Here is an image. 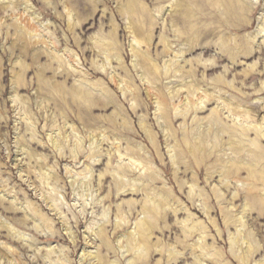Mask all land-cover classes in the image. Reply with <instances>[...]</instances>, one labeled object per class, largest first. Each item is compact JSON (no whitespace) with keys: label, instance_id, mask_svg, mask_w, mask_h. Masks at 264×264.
I'll return each instance as SVG.
<instances>
[{"label":"rangeland","instance_id":"374dc122","mask_svg":"<svg viewBox=\"0 0 264 264\" xmlns=\"http://www.w3.org/2000/svg\"><path fill=\"white\" fill-rule=\"evenodd\" d=\"M263 117L264 0H0V264H264Z\"/></svg>","mask_w":264,"mask_h":264},{"label":"bare ground","instance_id":"6f19581e","mask_svg":"<svg viewBox=\"0 0 264 264\" xmlns=\"http://www.w3.org/2000/svg\"><path fill=\"white\" fill-rule=\"evenodd\" d=\"M223 1V0H222ZM234 1V0H233ZM219 2H221V1H219ZM223 3V2H222ZM222 3H220L221 5H222ZM224 5V4H223ZM226 7V6H225ZM228 7V6H227ZM127 10H129V9H127ZM132 12V11H131ZM245 13V12H244ZM129 15V14H128ZM238 15V14H237ZM25 30V29H24ZM135 36V35H134ZM136 37V36H135ZM134 38V37H133ZM137 38V37H136ZM136 38H134V40H137ZM140 41V40H139ZM141 42V41H140ZM139 44V42L137 41L136 42V44ZM143 43V42H142ZM141 44V43H140ZM139 46H143V45H139ZM234 48H235V46H234ZM238 48V47H237ZM240 49V48H239ZM233 50H235V52H234V54L236 53V48L235 49H233ZM252 50V49H251ZM135 52H134V54H135V57H137V59H139L140 58V61H141V64L142 65H144L145 67H146V70H145V73H144V75H148V76H151V70L152 69H149V67H151V66H148L147 65V62L148 63H150L151 61H150V59H148L146 56L144 57V55L143 56H141L140 54H138L139 52H138V50H134ZM142 52V51H141ZM244 52V51H243ZM243 52H241L242 54L240 55V53H239V55L240 56H242L243 55ZM246 53V52H245ZM252 53V52H251ZM247 54V53H246ZM248 56H249V53L247 54ZM149 56V55H148ZM244 56V55H243ZM134 57V58H135ZM246 57V56H245ZM178 58H180V57H178ZM234 59V58H233ZM120 60V59H119ZM136 60V59H135ZM150 61V62H149ZM234 61V60H233ZM137 63H138V61H137ZM140 63V62H139ZM139 63H138V65H139ZM178 63V62H177ZM154 64V63H153ZM152 64V65H153ZM140 67H141V65H139ZM143 67V66H142ZM152 68V67H151ZM169 69V68H168ZM184 73V72H183ZM182 73V74H183ZM157 74V73H156ZM157 75H159V74H157ZM146 77V76H145ZM145 77H144V79H145ZM161 78V77H160ZM115 80V79H114ZM143 81V80H142ZM125 83V82H124ZM116 84V83H115ZM148 84L150 85V84H152V83H150V81H148ZM119 85H121V83L119 84ZM122 85H123V82H122ZM126 86V85H125ZM194 86V85H193ZM128 87V86H127ZM126 88V87H125ZM95 89V88H94ZM127 89V88H126ZM146 90H147V92H148V94L151 96V98L153 99V100H156V103L158 104V106L159 107H161L162 105H160V103H159V99L157 98V97H155L156 95L150 90V88H146ZM127 91H129V90H127ZM130 92H132V90L130 91ZM186 92V91H185ZM201 90L199 91V90H196V89H194L193 91H188V93H187V95H188V98L187 99H185V102H187V103H189V104H191V100H189V98H190V96L191 95H194V96H197V98H198V101H200V107L199 108H197L198 109V111H202L203 109H204V106H205V104H206V102H204L205 100H203V94L202 95H200L201 93ZM108 94V93H107ZM125 94H127V93H125ZM205 95V94H204ZM206 96V95H205ZM154 97V98H153ZM184 97V96H183ZM194 98V97H193ZM192 99V98H191ZM210 99V98H209ZM195 100V99H194ZM183 101V100H182ZM168 102H169V100H168ZM209 102V101H208ZM195 103V102H194ZM210 103V102H209ZM208 103V104H209ZM196 104H198V103H196ZM224 104H227V103H225L224 102ZM224 104H223V106H224ZM164 106V105H163ZM191 106V105H190ZM193 106V105H192ZM199 106V105H198ZM229 107V106H228ZM223 108V107H222ZM237 108V107H236ZM161 109V108H160ZM225 110L227 109V108H224ZM223 109V110H224ZM162 110V109H161ZM228 110V109H227ZM225 112V111H224ZM236 110H234V109H232V108H230L228 111H227V113L229 114V117L230 118H232L231 120L232 121H234V122H237V121H240V120H238L239 119V117L241 116H239L238 117V114H237V116H236ZM244 117H245V115H243ZM252 117V116H251ZM250 117V118H251ZM214 118V117H213ZM264 118V117H263ZM216 119H217V117H216ZM165 120V119H164ZM166 120H167V118H166ZM218 120H219V117H218ZM244 120H246V119H244ZM261 120H263V119H261ZM260 120V121H261ZM171 121V120H170ZM220 121H222V120H220ZM219 121V122H220ZM255 121V120H254ZM248 122V121H247ZM171 123V122H170ZM217 123H218V121H217ZM242 123V122H241ZM263 123V122H262ZM220 124V123H219ZM239 124V123H238ZM210 125H212V123L210 124ZM221 125V124H220ZM264 125V124H263ZM225 126V125H224ZM255 126V125H254ZM223 127V126H222ZM226 127V126H225ZM233 127V126H232ZM253 127V126H252ZM228 128V127H227ZM226 128V129H227ZM231 129V128H230ZM236 129V128H235ZM255 129V128H254ZM229 130V129H228ZM252 130V129H251ZM148 131V130H147ZM231 131H233V129H231ZM237 131H239L238 129H237ZM261 133L264 135V128H263V130L261 129ZM212 132H214V131H212ZM240 132V131H239ZM215 133V132H214ZM221 133V132H220ZM242 133V132H241ZM228 134H230V133H228ZM243 134V133H242ZM247 136H249V138L248 139H250V135H247ZM150 137V136H149ZM216 137V136H215ZM237 137H238V135H237ZM106 138V137H105ZM231 138H234L235 139V137L234 136H232ZM98 139V138H97ZM151 139V138H150ZM154 139V138H153ZM257 139V138H256ZM251 140V139H250ZM103 141V140H102ZM232 141V140H231ZM260 141V140H259ZM233 142H234V140H233ZM239 143L241 142V141H238ZM251 142H254L253 140H251ZM258 142V141H257ZM261 142V141H260ZM259 142V143H260ZM51 143L53 144V145H56V144H58V141L57 140H53V139H51ZM231 143V142H230ZM95 144V143H94ZM241 144V143H240ZM249 144H250V141H249ZM254 144V143H253ZM252 144V145H253ZM187 145H189V143H187ZM245 145V144H244ZM76 146V145H75ZM98 146V145H97ZM230 146V145H229ZM249 146V145H248ZM255 146V145H254ZM59 147V146H58ZM81 147V146H80ZM92 147H94L93 145H92ZM235 147V146H234ZM241 147V146H240ZM240 147H238V148H240ZM56 148V147H55ZM192 148H194V147H192ZM112 149H114L115 150V153H117V154H119V157H121V159H123L124 158V156L122 155V152H121V150L119 149V146H116L115 145V143H114V145H113V148ZM191 149V148H190ZM195 149V148H194ZM75 150V149H74ZM175 150V149H174ZM201 150H203V149H201ZM236 150V149H235ZM238 151H240L239 149H237ZM176 151V150H175ZM193 151V150H192ZM242 151H244V150H242ZM257 151V150H256ZM260 151V150H259ZM195 152V151H194ZM256 153H258V152H256ZM195 154V153H194ZM254 154V153H253ZM252 154V155H253ZM199 155V154H198ZM239 155V154H238ZM242 155V154H241ZM73 157H74V159H77V152L76 151H74L73 152ZM242 159V158H241ZM124 160V159H123ZM125 161V160H124ZM132 162V163H131ZM122 163V162H121ZM130 163L132 164V166L133 167H135L136 169H139V167L140 166H138L137 165V163H133V161L131 160L130 161ZM258 163V162H257ZM261 163V162H260ZM258 165V164H257ZM262 165V164H261ZM243 166V165H242ZM259 167H260V165H259ZM262 167V166H261ZM244 168V167H243ZM263 168V167H262ZM227 169V168H226ZM242 169V168H241ZM245 169V168H244ZM254 170H256V169H254ZM239 171H241V170H239ZM260 171V170H259ZM263 172V171H262ZM261 172V173H262ZM121 173V172H120ZM260 173V172H259ZM122 175V174H121ZM253 175H255V174H253ZM259 175V174H258ZM264 175V174H263ZM256 177H257V175H256ZM120 178V177H119ZM118 179V178H117ZM47 181V180H46ZM154 181V180H153ZM253 181V180H252ZM255 182V181H254ZM253 182V183H254ZM255 184V183H254ZM261 184V183H260ZM244 185V184H243ZM248 185V184H247ZM121 186V185H120ZM257 186H259L258 184H257ZM122 187V186H121ZM247 187V186H246ZM245 187V188H246ZM260 188V187H259ZM243 190V189H242ZM256 190V189H255ZM128 192V191H127ZM256 192V191H255ZM258 192V191H257ZM260 193V192H259ZM253 196V195H252ZM255 196V195H254ZM251 197V196H250ZM164 198V197H163ZM257 198H259V197H257ZM253 199V198H252ZM156 204V203H155ZM253 204V203H252ZM156 206H157V204H156ZM249 207H250V205H249ZM52 208V210L53 211H55L54 210V208L55 207H51ZM157 208H159V206L157 207ZM246 208V207H245ZM250 210V209H249ZM147 211H149V210H147ZM154 211V210H153ZM150 215H151V213H150ZM244 217H245V215H244ZM34 217L32 216V219H33ZM45 220V219H44ZM150 221V220H149ZM148 220L147 221H144V222H142V224H141V228L140 229H138L139 230V233H138V230H136L135 229V231H137V233L135 234L134 233V237H135V239H138V241H136L135 239H134V241H135V244L136 243H139V244H145V234H148L150 231H151V229H152V227H151V223L152 222H149ZM138 222H139V220H138ZM138 224H140V223H138ZM122 225V224H121ZM118 228L119 227H121L120 225H118L117 226ZM244 234V233H243ZM52 236H55V234L54 233H52L51 234ZM70 235V238L72 239V240H74L73 239V237H72V234H69ZM94 236V238H99V239H101V240H104V238L105 237H107V233H106V230H105V228L104 227H101V228H98L97 229V231L96 232H94L93 234H92V236H90V237H93ZM131 236V235H130ZM132 238V237H131ZM150 238V237H149ZM149 238H147V239H149ZM70 239V240H71ZM240 239V238H239ZM242 239V238H241ZM128 240V239H127ZM129 241V240H128ZM238 241V240H237ZM104 242H105V240H104ZM248 242V241H247ZM107 244V242H105V245ZM129 244H130V242H129ZM108 245H109V243H108ZM141 245V246H142ZM107 246V245H106ZM130 247V246H129ZM249 247V246H248ZM202 248V247H201ZM144 247L142 246L140 249H139V251H142V252H144ZM147 251V250H146ZM245 251V250H244ZM243 252V251H242ZM247 252V251H246ZM144 254V253H143ZM142 254V255H143ZM243 254H245V253H243ZM89 255V254H88ZM138 255V254H137ZM246 255V254H245ZM140 256V255H139ZM139 256H138V259H139ZM93 257V256H92ZM96 256H94L93 258H95ZM141 257V256H140ZM143 257H145V256H143ZM248 257V256H247ZM136 258V257H135ZM246 258V257H245ZM137 259V258H136ZM98 260V259H97ZM243 260H244V258H243ZM65 261V260H64ZM98 262V261H97ZM244 263V262H243ZM99 264H101V263H99Z\"/></svg>","mask_w":264,"mask_h":264}]
</instances>
